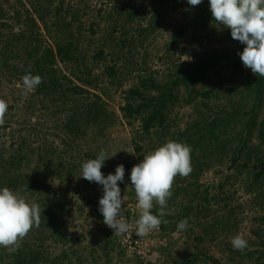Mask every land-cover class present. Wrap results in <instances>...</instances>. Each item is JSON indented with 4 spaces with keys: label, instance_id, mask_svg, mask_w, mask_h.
Masks as SVG:
<instances>
[{
    "label": "rangeland",
    "instance_id": "1",
    "mask_svg": "<svg viewBox=\"0 0 264 264\" xmlns=\"http://www.w3.org/2000/svg\"><path fill=\"white\" fill-rule=\"evenodd\" d=\"M205 1L202 0L198 6H191L187 0H64L63 5H60L58 0H0V14L5 16L0 21L6 23L0 35V99H4L8 104L6 127L0 130V158H7L8 152H14V149L23 142L27 144V148L34 149V155L38 152V148L43 152L44 160L43 157H38L37 163L42 165L44 161H48V158L57 162L61 155L67 167H75V175L78 176L81 175V166L75 158L78 153L81 154L90 148L94 151H97V148L103 149L108 155L117 152L114 157L107 159L108 166L112 169H116L118 165L128 168L124 181L120 182L122 185L118 186L123 193V201H127L128 205H126L134 213L132 218L127 220L131 226L128 235H118L120 241L124 243L132 241L133 246L126 255L118 256L117 251L110 252V258L116 264H171L173 259L181 256L187 242L189 244L197 242L193 238L194 234L203 236L204 241L200 248H205L208 255L216 259H224L228 250L234 249L231 244L234 236L239 234L248 243L256 242L263 228L260 216L264 214V203L259 198L258 191L254 189L255 186L248 184L249 168L243 167L245 164L243 156L237 158L236 163L233 164L231 152L224 157L217 151L214 154L206 151L201 155V150L195 148V154L191 156L192 172L185 178L177 176L172 189V192L176 187L186 188L187 191L182 190L168 205L172 218L177 224L184 219L180 218L182 212L178 206H191L192 215L190 218L187 217L190 226L185 231H162L159 228L143 237L135 234V221L139 217V209L136 207L137 200L129 179L130 171L159 145L156 144L153 149L145 145L142 154L136 155L130 140L139 123L134 122L133 126H129L121 118L119 107L123 103L124 91L137 84L140 78L149 75L166 78L178 68L193 63L194 54L198 50H208L210 47L227 49L233 47L234 43L224 38L226 28L214 20L209 21L205 26H192L188 23L185 37L180 41L183 52L180 51V47L176 49L171 45L174 29L179 22L185 23L184 11L188 8L193 12L197 11V7L204 5ZM41 2L49 5L51 3L52 9L57 5L61 6L60 14L69 25L68 34L72 33L77 37L75 45L79 62L83 64V75L96 79L97 87L91 88L100 95L104 91L103 100L107 104L106 107L118 115L115 122L101 135L95 133L94 128L85 123L79 130L80 135L67 137L71 134L59 128L62 121H65L64 118L71 112L70 101L63 105L60 99L56 98V101H52L50 97L45 99L43 95H36L35 91L27 97L22 94L21 78L26 72H30L31 68L32 71L34 69L33 61L27 57V47L35 44L42 52L54 43L33 14V4L41 5L43 4ZM17 11L19 19L14 17ZM30 17L35 18L38 28L34 26ZM99 51L103 52V57L95 58L94 55ZM57 66L64 73L69 74L62 63L58 62ZM85 66L89 68V72H85ZM108 66L114 67V76L108 75L106 71ZM242 71L236 81L241 82L252 74L251 70L245 67ZM69 76L73 83L82 86L74 76L70 74ZM217 81L218 76L211 75L203 88L215 87ZM63 83L67 88L71 87L67 81ZM225 89L224 87L222 92L204 100L202 97L190 95L188 89L181 87L178 101L170 108V128L168 137H165L166 142L169 141L172 133L181 135L180 133L187 131V127H193L204 117L224 118L226 115L222 111L231 113L228 120L231 123L228 127L229 131L240 129L239 123L245 121L246 111L244 108H239L238 114L232 113V104L241 96H236L232 91ZM199 112H203L201 118ZM24 124L26 130L20 131L19 127ZM190 135L193 137L192 134ZM66 138H70L68 142L72 143V149L62 145ZM190 140L194 141V138L183 140L181 143L190 146L193 144L188 143ZM257 143L258 141L251 137L250 144L257 145ZM35 160L34 157L31 161L32 165ZM197 165L202 168L198 169ZM250 165L251 163L248 167ZM58 174L44 177L46 185L53 190H58ZM77 180L72 179L70 184L71 187L79 190L69 194L70 208L74 211L72 215L75 216L71 218L72 222L64 237L65 241L50 238L47 233L28 235L25 239L32 244L40 243L48 257L47 264H78L79 261H82V264H96L98 261L103 263L106 258L102 250L86 235L85 232L91 226L88 223L90 218L81 213L82 209L97 208L86 204L81 196L95 199L102 190L97 185V190L94 192L89 187L97 183L86 184L83 180L76 182ZM206 187L212 195H215V201L212 199L209 211L204 212L203 207L206 202L201 195L204 194ZM79 209L81 211H78ZM98 213L100 214V211ZM189 234L192 236L188 238ZM91 244L98 251L95 255L98 259H95L88 249ZM134 247H137V254L133 253ZM63 252L67 254V258L61 259ZM10 261L13 262L12 256ZM185 264H214V262L197 258L192 263Z\"/></svg>",
    "mask_w": 264,
    "mask_h": 264
},
{
    "label": "trees",
    "instance_id": "2",
    "mask_svg": "<svg viewBox=\"0 0 264 264\" xmlns=\"http://www.w3.org/2000/svg\"><path fill=\"white\" fill-rule=\"evenodd\" d=\"M58 2L63 5L64 0H58ZM41 3L43 4H33V14L36 15L40 25L48 33V38L53 39L54 43L52 46L46 47L42 52H40L39 46L35 44L27 47V57L34 64V69L32 71L31 68L30 72L33 75L41 76L43 80L35 89V93L38 96L43 95L45 99L50 97L52 101H56V98H58L63 105L69 101L72 103L71 112L64 118L65 121H62L63 123H61L59 128L60 130L63 128L65 132H68L67 134H71L67 135V137L80 135L81 131L79 130L82 124L85 123L91 125L95 133L101 135L105 129L115 122L118 115L106 107L107 104L103 100L104 91L101 92V95L93 91L97 87L95 84L96 79H90L89 75H85L86 77L83 75V64L79 62L76 51L77 46L75 45L77 37L72 33L68 34L69 25L65 23L63 16L60 14L61 6L57 5L52 9L51 3L50 5L44 2ZM197 8V11L194 12L189 8L184 11L185 23L179 22L174 29L171 36V45H174L176 49L179 47L181 49L180 41L185 37L188 23L192 24V26H205L209 21H213L208 0L204 2V5ZM14 15L16 19L20 18L18 11ZM2 18H5L4 14H0V20ZM30 19L34 26L38 28L35 18L30 17ZM4 26H6V23L0 21V35H2ZM22 37L24 38V36ZM224 38L225 40L230 39L234 43L233 47L228 49L210 47L208 50H198L194 54L193 63L187 67L178 68L166 78L153 77L151 75L140 78L137 84L124 91L123 103L119 107V112L121 118L129 126H133L134 122L139 123L138 129L133 132V137L130 140L133 152L139 155L142 154L141 152L145 149V145L153 149L156 144L161 146L166 142L165 137H168L170 128V108L172 104L178 101L181 87L188 89L190 95L202 97L204 100L211 98L213 94L216 95L222 92L224 87L226 88L225 90L232 91L236 96L240 95L241 98L232 104V113L238 114L239 108H244V111H246L247 117L245 121L239 123L241 125L240 129L230 132L228 127L231 123L228 120L231 113L222 111L226 115L224 118L208 119L204 117L202 121L194 124L193 127H187V131H183L180 133L181 135L172 133L169 141L181 142L194 138V141L190 140L188 142L193 143L190 145L192 147L191 156H194L195 148L201 150V155L205 154L206 151H209L210 154H214L217 151L220 156L224 157L231 152L233 164L236 163L237 158L243 156L242 158L245 161L243 167L245 169L249 168L248 184L255 186L254 189L258 191L259 198L264 203V78L250 74L245 80L236 81L244 68L238 54L242 52L244 45L232 39L229 29H226ZM180 51L183 52V49ZM102 54L103 52L99 51L94 57L102 58ZM58 62L62 63L69 74L82 83V86L73 83L69 74L67 75L57 66ZM84 70L89 72L87 66L84 67ZM106 71L109 76H114L115 74L113 66L106 67ZM211 75L218 76L215 87L203 88ZM63 81L70 83L71 87L67 88ZM73 110H76V112H73ZM198 114L200 118L203 116V112ZM235 120L238 122L237 118ZM5 124L0 126V130L6 127ZM25 128L26 124L19 127L20 131L26 130ZM152 137L155 138V141H153ZM251 137L258 141L257 145L250 144ZM70 138L64 139L62 145L72 149V143L68 142ZM14 150V152H8L9 156L7 158H0V188L7 187L22 195L27 202L38 203L40 208L43 209L39 226L33 227L28 235L47 233L50 238L54 237L57 240L65 241L64 237L70 222H72L71 218L75 216L72 215L74 211H71L70 208L69 194L79 190L71 187V180L75 181L78 179L76 182L83 180L86 184L90 182L80 177V175H75V167H67V164L62 161L61 155L57 162L52 161V158H48L47 162H43L45 158L43 152L38 148V152L34 155V149L27 148V144L23 142ZM100 151L98 148L97 151L91 148L86 149L83 153H78L75 158L81 166L83 162L96 158ZM34 157L36 162L34 161L35 163L32 165L31 161ZM38 157H43V160H41L43 162L42 165L39 162L37 163ZM250 163L251 165L248 167ZM197 168L200 169L202 167L197 165ZM126 170L128 171V168L125 169V173H127ZM101 171L105 176L110 173L115 174V169L109 168L107 159ZM56 173H59L57 177L58 190H53L52 187L46 185L44 177ZM124 177L126 176L124 175ZM97 185L89 188L96 192ZM118 185H122V183L118 182ZM98 187L102 191L95 199L81 196L86 204L92 205V208L97 206V208L92 210H90V207L88 210L82 209V215H87L86 217L90 218L88 223L91 225L85 233L88 238L94 241V245L96 244V247L98 246L102 250L106 257L103 263L98 261L96 264H116L110 258V252L117 251L118 256L126 255L130 251L129 248L133 245L132 241L127 243L120 241L118 235L103 223V216L98 213V201L103 195V188L102 185H98ZM182 190L187 191L186 188L176 187L168 200V205ZM221 190L222 188H220V192H222ZM203 192L204 194L201 197L206 202L203 211L207 212L212 204L211 200L215 201V195L210 193L208 187L204 188ZM126 204L127 201H124L121 216L128 220L132 218L134 211L131 212V208H128V204ZM179 208H181L180 211L182 212L180 218H190L193 210L191 206L180 205L178 206ZM78 211H81V209ZM169 211L170 214L164 217V219L168 220V223H162L160 226L162 231L177 230V221L172 218L170 208ZM156 212L157 209L154 208L153 214H156ZM260 219L263 228L259 238L256 239V242H249L248 247L243 252L230 249L226 257H223L224 259H216L214 256L208 255V251L205 248H200L201 243L204 241L203 236L201 235L200 237L194 234L193 238L197 242L192 244L187 242L181 256L178 259H173L171 264L192 263L197 258L212 261L214 264H264V214L260 216ZM190 236L192 235L189 234L188 238ZM25 239L22 241L19 250L11 255L8 254L7 249L0 247V264H47L48 257L40 243L32 244ZM94 245L91 244L88 249L91 255L98 259L95 257L98 251L93 248L95 247ZM134 248L135 251L133 253H136L137 247ZM11 256L13 262L10 261ZM62 257L67 258V254L63 252L60 258L62 259ZM78 264H82V261H79Z\"/></svg>",
    "mask_w": 264,
    "mask_h": 264
},
{
    "label": "clouds",
    "instance_id": "3",
    "mask_svg": "<svg viewBox=\"0 0 264 264\" xmlns=\"http://www.w3.org/2000/svg\"><path fill=\"white\" fill-rule=\"evenodd\" d=\"M191 6H198L202 0H187ZM211 16L215 22L230 30L232 39L244 45L238 53L243 66L252 74L264 78V0H208ZM22 79V94L27 97L43 82L42 77L26 72ZM8 104L0 99V126L5 124ZM191 146L167 141L148 153L131 168L130 182L134 189L139 209L135 221V234L143 237L161 224L170 214L168 200L177 176L188 177L192 172ZM117 152L108 155L104 150L94 159L81 165V175L89 182L102 185L103 195L99 199V211L103 223L116 235L128 234L130 224L121 216L123 199L118 182L124 181L125 169L118 165L115 174L105 176L101 168L106 159L114 157ZM156 208V214L153 209ZM42 210L38 203H29L26 199L7 187L0 188V247L7 249L8 254L16 253L22 241L33 227H38ZM189 218L180 220L178 231H185L190 226ZM232 247L243 252L248 242L241 235L231 240Z\"/></svg>",
    "mask_w": 264,
    "mask_h": 264
}]
</instances>
